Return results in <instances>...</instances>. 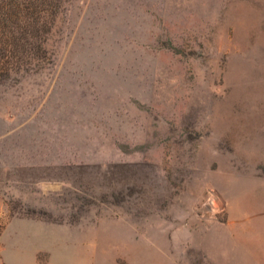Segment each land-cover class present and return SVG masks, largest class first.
<instances>
[{"label": "rangeland", "instance_id": "1", "mask_svg": "<svg viewBox=\"0 0 264 264\" xmlns=\"http://www.w3.org/2000/svg\"><path fill=\"white\" fill-rule=\"evenodd\" d=\"M0 264H264V0H0Z\"/></svg>", "mask_w": 264, "mask_h": 264}]
</instances>
